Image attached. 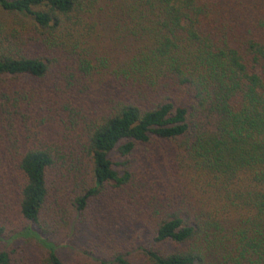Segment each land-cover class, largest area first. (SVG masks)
Wrapping results in <instances>:
<instances>
[{"label": "trees", "instance_id": "1", "mask_svg": "<svg viewBox=\"0 0 264 264\" xmlns=\"http://www.w3.org/2000/svg\"><path fill=\"white\" fill-rule=\"evenodd\" d=\"M1 13L0 264H64L50 227L114 194L141 234L83 251L87 264H264V0H0ZM161 141L180 184L159 193L135 181L134 156Z\"/></svg>", "mask_w": 264, "mask_h": 264}, {"label": "rangeland", "instance_id": "2", "mask_svg": "<svg viewBox=\"0 0 264 264\" xmlns=\"http://www.w3.org/2000/svg\"><path fill=\"white\" fill-rule=\"evenodd\" d=\"M10 21L5 13L0 14V22ZM86 101L88 103L95 102V99H87ZM158 144L157 148L149 149L147 152H139L134 156V179L142 185H148L150 188H154L155 191L162 193L166 192L168 188H172L173 185L180 183L176 176L172 175L170 178L166 171L170 148L165 142L161 141ZM69 163L65 165V169L70 167ZM18 182V178H13L11 185L2 191V196L8 192L9 197H11ZM63 187H66V182L63 179L57 180V189ZM134 191H136L134 187L128 188V192L134 193ZM134 194L136 196V193ZM56 197L57 199L52 207L54 208L57 203L55 212L59 214L58 220L61 221L62 211L70 207L63 199ZM108 197L104 195L100 196V199L92 201L87 208V212L79 217L74 224L63 225L60 233H57V225L50 227V231L54 232L50 241L58 247L64 264H87V262H92L85 258L83 251L100 257L107 256L104 249L112 252V247H116L118 250H126L135 245L133 243L141 234V229L136 228L130 205L127 203L124 205L123 201H117L118 194L112 196L113 201ZM4 200H7L6 197H4ZM13 209L12 206H8L6 217L8 224L10 223L11 226L19 225L22 222ZM1 248L2 244H0ZM22 250L29 252L31 256L36 255L38 251L32 245H28ZM29 264H35V262L31 260Z\"/></svg>", "mask_w": 264, "mask_h": 264}]
</instances>
